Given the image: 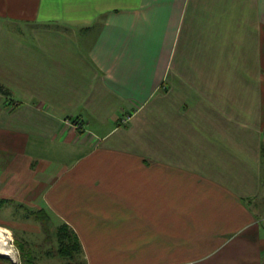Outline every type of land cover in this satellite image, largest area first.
<instances>
[{
  "label": "crops",
  "instance_id": "1",
  "mask_svg": "<svg viewBox=\"0 0 264 264\" xmlns=\"http://www.w3.org/2000/svg\"><path fill=\"white\" fill-rule=\"evenodd\" d=\"M0 85V214L81 243L29 264H264V0H0Z\"/></svg>",
  "mask_w": 264,
  "mask_h": 264
},
{
  "label": "rangeland",
  "instance_id": "2",
  "mask_svg": "<svg viewBox=\"0 0 264 264\" xmlns=\"http://www.w3.org/2000/svg\"><path fill=\"white\" fill-rule=\"evenodd\" d=\"M127 118L128 116L121 118L120 123L123 125L128 124L130 119L127 121L124 120ZM15 212L17 214L16 216L21 218L26 214L27 210L19 208L16 209ZM0 218L12 224L10 225L12 227H8L10 228L8 231L11 236L9 242L14 250V255L13 257L9 256L7 258L15 262V264H29L33 261V257L44 255L41 253L42 251L53 253L60 247L56 231L54 230L52 232L51 241H47L46 233L42 228L38 229L37 225L40 224L35 220H32V218L25 219L24 223H19L17 221L12 222L11 215L6 213H1ZM0 257H4L2 253H0ZM2 260L3 258H0V261Z\"/></svg>",
  "mask_w": 264,
  "mask_h": 264
},
{
  "label": "trees",
  "instance_id": "3",
  "mask_svg": "<svg viewBox=\"0 0 264 264\" xmlns=\"http://www.w3.org/2000/svg\"><path fill=\"white\" fill-rule=\"evenodd\" d=\"M0 90L5 94H9L2 85H0ZM35 217L39 220L42 230L46 233V240L51 241V234L53 230L50 229V216L41 210L35 215ZM55 231L60 244L57 251L61 255L73 256L76 251H80V240L71 227L67 224H63L57 227Z\"/></svg>",
  "mask_w": 264,
  "mask_h": 264
},
{
  "label": "bare ground",
  "instance_id": "4",
  "mask_svg": "<svg viewBox=\"0 0 264 264\" xmlns=\"http://www.w3.org/2000/svg\"><path fill=\"white\" fill-rule=\"evenodd\" d=\"M9 239H11L9 231L0 227V253L13 257L14 250Z\"/></svg>",
  "mask_w": 264,
  "mask_h": 264
},
{
  "label": "built area",
  "instance_id": "5",
  "mask_svg": "<svg viewBox=\"0 0 264 264\" xmlns=\"http://www.w3.org/2000/svg\"><path fill=\"white\" fill-rule=\"evenodd\" d=\"M128 119H130V117H128L127 119H124V120L127 121Z\"/></svg>",
  "mask_w": 264,
  "mask_h": 264
}]
</instances>
